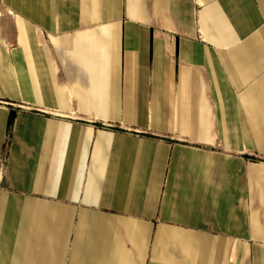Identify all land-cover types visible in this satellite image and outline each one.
Returning a JSON list of instances; mask_svg holds the SVG:
<instances>
[{
    "label": "crops",
    "instance_id": "1",
    "mask_svg": "<svg viewBox=\"0 0 264 264\" xmlns=\"http://www.w3.org/2000/svg\"><path fill=\"white\" fill-rule=\"evenodd\" d=\"M0 264H264V0H0Z\"/></svg>",
    "mask_w": 264,
    "mask_h": 264
}]
</instances>
